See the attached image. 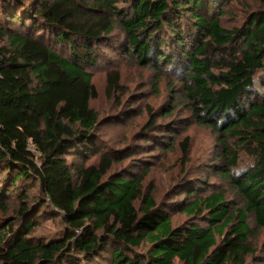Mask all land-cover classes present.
I'll return each instance as SVG.
<instances>
[{
    "label": "trees",
    "instance_id": "trees-1",
    "mask_svg": "<svg viewBox=\"0 0 264 264\" xmlns=\"http://www.w3.org/2000/svg\"><path fill=\"white\" fill-rule=\"evenodd\" d=\"M228 1L0 0V264H244L248 218L264 230V0L233 30L221 25ZM115 28L124 55L179 61L191 110L222 147L226 168L216 174L228 179L238 209L214 192L184 210L205 211L204 226L173 228L150 198L141 214L135 207L147 170L134 179L110 173L87 69ZM185 32L203 40L186 53L170 47L168 58L159 36L176 46L188 43ZM119 81L109 75L108 94ZM241 152L251 161L239 171ZM96 155L75 171L66 160ZM52 218L62 224L56 233L30 236Z\"/></svg>",
    "mask_w": 264,
    "mask_h": 264
},
{
    "label": "rangeland",
    "instance_id": "rangeland-1",
    "mask_svg": "<svg viewBox=\"0 0 264 264\" xmlns=\"http://www.w3.org/2000/svg\"><path fill=\"white\" fill-rule=\"evenodd\" d=\"M120 5L117 3V7ZM224 6L221 25L227 30L239 29L248 14L261 8L255 0L228 1ZM185 19H190L187 14ZM109 36L111 40L101 43L91 52L95 62L87 70L93 75L97 98L90 102V107L98 118L95 130L97 141L109 152L113 161L110 173L117 172L134 179L147 170L135 204L137 211L141 214L143 200L148 197L170 218L173 228L183 224L204 226L205 211L199 216H191L184 210L195 200L220 191L226 192L224 198L230 210L238 209L241 200L229 187L228 179L216 174L226 168L217 135L207 126L199 124L185 95L187 82L180 63L175 58H169L170 47L179 53L196 48L203 40L201 34L187 35L185 32L188 43L181 42L176 46H168L167 36H159L160 50L173 60L168 64L160 59L153 63L152 57L142 63L136 56L124 55L125 36L119 28H115ZM224 56L229 60L227 53ZM210 57L216 62L220 55L211 54ZM114 73L119 74V90L108 94V77ZM148 125H153V129L147 130ZM184 139H188L185 153L181 145ZM231 143L227 140L228 145ZM239 155L244 164L239 168L242 171L251 159L244 152ZM99 156L88 157L86 161L70 156L66 160L75 171L97 162ZM233 171L235 175L238 172ZM61 225L59 218L42 220L30 236L45 240ZM248 225L251 233L247 242L252 254L246 256L243 262L264 264V230L255 226L252 217L248 218ZM146 249L147 246H143L138 250Z\"/></svg>",
    "mask_w": 264,
    "mask_h": 264
}]
</instances>
